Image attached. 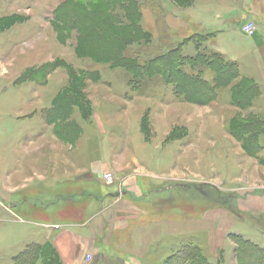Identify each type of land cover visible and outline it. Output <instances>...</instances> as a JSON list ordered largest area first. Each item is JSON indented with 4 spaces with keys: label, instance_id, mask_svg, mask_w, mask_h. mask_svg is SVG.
Wrapping results in <instances>:
<instances>
[{
    "label": "rangeland",
    "instance_id": "374dc122",
    "mask_svg": "<svg viewBox=\"0 0 264 264\" xmlns=\"http://www.w3.org/2000/svg\"><path fill=\"white\" fill-rule=\"evenodd\" d=\"M179 1L140 0L144 7L154 9L160 26L150 44L132 46L136 53L143 52L140 62L179 41L185 43L183 53L190 55L198 45L210 52L220 53L222 48L230 62L236 61L231 58L236 55L244 77L260 87L253 107L242 111L231 105L229 89L218 92V100L211 105H192L177 99L173 87L158 76H144L134 82L139 84L135 88L126 69H111L78 55L79 33L67 32L57 22L56 12L64 0H0V129L20 135L18 151L25 153L28 134L45 125L42 111L71 86L69 71L63 66L39 81H23V75L55 61L69 66L75 77L85 73L79 78L84 79V107L74 108L63 125L65 130L70 128L71 140L64 141L54 132V139L46 138L44 150L38 152L39 159H55L56 178L60 176L54 214L33 229L0 227V264H13L31 244L42 250L45 244L52 246L60 264H171L186 248L211 264H240L234 237L264 247V132L257 158L244 151L239 138L250 122L254 128L264 126V49L260 55L245 51L247 39L233 32V12L223 37H216L215 31L210 32L213 29L198 30L185 13L173 18L169 8L190 6ZM203 1L207 0H197L198 17L205 13ZM231 2L232 11L242 4V0ZM248 4L243 10L250 11L257 3L250 0ZM260 14L264 15L263 7ZM164 16L168 29L159 24ZM263 28L264 18L254 34L260 35ZM95 71L99 72L97 81L89 76ZM212 76L213 71L206 69L210 83ZM21 114L34 118L24 122ZM115 160L125 175L132 166L137 173L148 171L161 178L136 177L137 190L128 195L121 188L122 194L111 199L109 208L126 206L130 214L115 216L108 211L91 221L85 212L92 204L88 193L115 189L116 181L104 179ZM94 162L106 167L97 169L101 174L90 168ZM75 166L86 171L76 177L81 172ZM69 173L72 177L64 182L63 176ZM96 205L108 207L103 201ZM142 211L145 214L140 217ZM33 213L43 220L39 210ZM84 224L91 231L82 232ZM95 236L98 239L92 241Z\"/></svg>",
    "mask_w": 264,
    "mask_h": 264
},
{
    "label": "trees",
    "instance_id": "16d2710c",
    "mask_svg": "<svg viewBox=\"0 0 264 264\" xmlns=\"http://www.w3.org/2000/svg\"><path fill=\"white\" fill-rule=\"evenodd\" d=\"M70 1L72 0H64L59 4L57 22L67 32L79 33L77 53L80 57L111 69H126L133 76L130 85L135 88L139 84L134 82L141 81L144 76L148 75L150 79L158 76L166 85L173 87V95L177 99L192 105H211L218 100V92L229 89L231 105L242 111L253 107V100L259 95L260 87L254 85L252 79L244 77L239 62H230L222 53L210 52L207 47L202 50L201 45H198L193 55L184 54L185 43L179 41L167 51L146 62L144 59L140 62L143 52L136 53L132 46L148 45L152 37L142 23L144 6L140 0H73L74 3H69ZM175 1L181 3L179 0ZM189 5L191 0H185L182 6ZM160 19L161 24L167 27L165 16ZM64 65L59 61L45 64L26 72L22 79L39 81L42 75L47 76L58 67L68 69L71 86L54 99L52 107L45 111V117L46 122L54 126L59 138L69 141L70 128L65 130L63 125L69 122L67 120L74 108L84 107V79L79 78L85 73L75 77L71 68ZM209 68L214 75L212 83L205 77V70ZM89 76L97 81L99 72H92ZM252 123L242 129V136L239 138L244 151L257 158L263 149L260 136L264 132V126L258 129L252 127ZM234 241L240 264H264V247L242 236L234 237ZM41 247L46 248L42 250L40 246L29 245L15 258L13 264H37L40 259L41 264L61 263L58 252L52 246L45 244ZM178 260L180 264H211L203 255L190 253L188 248L182 249V253L171 264H178Z\"/></svg>",
    "mask_w": 264,
    "mask_h": 264
},
{
    "label": "crops",
    "instance_id": "0c3cea01",
    "mask_svg": "<svg viewBox=\"0 0 264 264\" xmlns=\"http://www.w3.org/2000/svg\"><path fill=\"white\" fill-rule=\"evenodd\" d=\"M255 1L257 4L250 11L246 10L249 6L247 0H242V4H238L237 9L233 11L232 8L234 7H232L231 0L203 1L201 2V6L202 9L205 10V13L202 16L198 17V3L197 0H194V4H191L185 9L174 7L169 8V14L175 19H180V17H183L185 13L186 18H189L192 23L194 22L196 25L195 27L198 30L213 29L212 31H209L211 33H214L213 31H215L217 34L216 37H223L225 36L224 34L226 33V31L230 29L231 13L233 12V18L235 21L233 24L236 26V28H233V32H237L247 39L248 44L246 45V52L248 49L250 52L254 51L253 53H258V55H260L259 53H261V50L264 49L263 30L261 31L260 35H256V33L254 34V31L251 34L245 33L243 31V26L248 23L254 24V30L258 29L260 20L264 18V15L262 16L260 14V8H264L263 0ZM235 2H238V0H234L233 4ZM239 3H241V1H239ZM245 6L246 9L243 10V7L245 8ZM205 14H207V16H205ZM142 23L145 30L152 37H157L159 35L158 32L160 31V26L158 25L155 11L152 7L146 6L142 8ZM166 23L168 25V29L170 25L167 19ZM170 23L171 25H173L174 19L170 20ZM159 24L161 25V23ZM251 46H253V49H251ZM218 51L226 57L228 56L222 48H220V50ZM231 58L239 62L235 54H233ZM49 108L42 111L45 125H43L40 129H36L33 132L34 135H32L33 133L31 132L28 134L26 140L27 143L24 150L25 153L18 151L17 148V145L20 144V135L12 136L11 132L6 127H2L0 129V227L3 229L7 228L8 230H13L16 229L17 225L23 226L24 228L28 227L33 229L39 226L41 222H47L49 216H51V214H54V210L56 207L54 197L55 185L56 182L59 183L60 176L57 175L58 177L56 178L55 159H39L38 153L43 149V147L45 148L46 145H44L42 142L45 141L46 138L55 137L54 126L49 125L46 122L45 111ZM20 116L21 117L19 118L24 120V122L26 120L32 121V119L34 118V116L28 118L25 114H21ZM52 149L53 148H51V151ZM118 164L119 163L117 162V160H115L112 162V166L109 167L111 168V173L114 175L116 181L114 186H112V188L115 187L114 190H110L105 193H88L92 204L85 212L87 215L91 216V221H97V217L105 215L108 211L110 212H108L107 214L114 213L115 216L119 214H130L128 213L129 209L126 206L117 207L113 204L114 206L112 207L114 208H109L111 206V199L117 198L122 194L121 188H124L125 190L127 189L128 195L131 192L137 190L138 184L135 181L136 177H145L152 174L155 178H158V180L161 178L159 175L149 173L148 171H143L145 174H143V172L140 173V171H138L139 173H137L136 169H134L132 166H129V170L127 171L128 174L125 175L126 173L122 165L119 164V167ZM126 164L128 165L129 163ZM78 167L79 166H77L76 168ZM101 167L102 168H99L97 162H94L90 168H95L96 172L98 171L97 173L101 174L102 171L106 168L102 165ZM97 169L102 171H99ZM131 169H133V173L130 172ZM78 171H80L81 173L75 174L76 177L81 176V174L85 172L86 169L85 167L83 169L78 168ZM94 175L96 177V173H94ZM71 177L72 175H70L69 173L68 177L63 176V181L65 182L68 178L70 179ZM84 196L87 197L86 194ZM130 198H132L131 195ZM71 199L72 197L69 198L70 201ZM100 201L107 203L108 207L100 206V209L96 207V204H98ZM92 205L95 208L92 209ZM37 210H39L43 214V220H40L38 218V214L33 213ZM139 214V216L141 217L145 214V212L142 211ZM81 227L82 232L84 233H88V231H91L88 225L84 224L81 225ZM97 239L98 236H95L91 240L96 241Z\"/></svg>",
    "mask_w": 264,
    "mask_h": 264
},
{
    "label": "built area",
    "instance_id": "2783aa9c",
    "mask_svg": "<svg viewBox=\"0 0 264 264\" xmlns=\"http://www.w3.org/2000/svg\"><path fill=\"white\" fill-rule=\"evenodd\" d=\"M254 27L255 26H254L253 23H248V24H246V25L243 26V31L245 33L251 34L254 31ZM104 179L108 183H113L115 181V177H114V175L112 173H106L104 175Z\"/></svg>",
    "mask_w": 264,
    "mask_h": 264
}]
</instances>
